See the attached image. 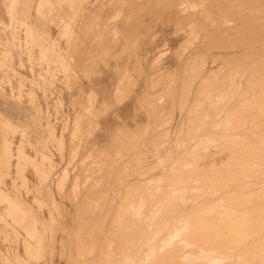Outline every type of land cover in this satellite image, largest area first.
Wrapping results in <instances>:
<instances>
[{
	"label": "rangeland",
	"instance_id": "1",
	"mask_svg": "<svg viewBox=\"0 0 264 264\" xmlns=\"http://www.w3.org/2000/svg\"><path fill=\"white\" fill-rule=\"evenodd\" d=\"M37 5L0 0V264H142V217L174 202L169 196L179 194L182 203L187 178L192 186L200 176L195 170L203 173L215 162L209 151L236 136L232 130L246 134L248 55L261 48L253 38L264 36V0ZM118 19H124L129 47L120 55L113 54L124 39ZM144 19V36H136ZM146 37L161 43L136 56ZM123 55L134 58V68L119 71L117 85L123 97L135 94L136 114L95 141L107 107L97 111L95 102L93 113L80 114L88 94L95 95L84 93L82 80ZM168 57L171 69L164 66ZM11 116L30 118L37 141L31 142L26 122L23 130ZM5 143L8 160L1 157ZM8 200L29 212L15 211Z\"/></svg>",
	"mask_w": 264,
	"mask_h": 264
},
{
	"label": "bare ground",
	"instance_id": "2",
	"mask_svg": "<svg viewBox=\"0 0 264 264\" xmlns=\"http://www.w3.org/2000/svg\"><path fill=\"white\" fill-rule=\"evenodd\" d=\"M43 2L47 0H38V5ZM46 4L48 6V3ZM195 13L197 16L198 12ZM188 15L191 16L189 13ZM253 43L261 48L248 52L249 97L245 103L247 101V108L251 112L246 117V134L237 137L235 131L230 130L233 132L232 135L236 136L227 135V138L225 136L224 140L221 139L219 142L222 145L210 148L214 150L209 152L215 153L213 155L215 162L212 159L214 163L209 165L211 169L203 168L206 169L203 173L198 171L201 169L195 170L200 174L199 177L197 172L193 173L186 169L194 174L192 177L197 176L194 179L197 184L193 185L192 182V186H189L193 178L189 180L184 172L186 176L183 178H187L189 184L185 186L183 178L181 179L186 192L182 203L176 201L179 194L169 196L170 201L172 199L174 202L164 203L159 210H153L148 217H142L140 221L142 225L138 230L142 264H264V36L253 38ZM121 85L119 83L116 90L117 98H120ZM88 95L83 107L84 113L80 114L94 112L95 95L91 93ZM84 118L87 119V115ZM75 125L71 131L75 130ZM76 131L79 130H75L73 134H78ZM59 140L62 141V138ZM2 152L3 160L5 158L8 160L7 143L3 145ZM18 154L25 160L28 158L22 148L18 150ZM204 156L207 157L208 154ZM202 163L203 167L206 164L208 166V163L204 164V161ZM66 173H63V179L67 177ZM8 206L15 208V211L20 209V213L28 211L20 201L13 200ZM27 231L31 233L29 228ZM31 248L29 243L25 244L27 254L31 253ZM17 256V261H24Z\"/></svg>",
	"mask_w": 264,
	"mask_h": 264
},
{
	"label": "crops",
	"instance_id": "3",
	"mask_svg": "<svg viewBox=\"0 0 264 264\" xmlns=\"http://www.w3.org/2000/svg\"><path fill=\"white\" fill-rule=\"evenodd\" d=\"M124 1H130V0H118V3H122ZM134 5V4H132ZM125 14V13H124ZM126 15V14H125ZM127 16V15H126ZM132 16V15H131ZM141 23H144L143 25H141L139 23V20L137 21V25L140 26L138 28H136V36H144L143 32L146 31V26L149 25V19H144L142 21H140ZM118 24H116V28L118 31L122 32V34H124L123 36V40L120 41V43L122 45L118 46L117 49L113 52L117 53V55H120V52L123 51L125 52L126 49H129V47H126V42L124 43V40L128 41V34H126V26L122 25L124 23V19H118V21L116 22ZM134 28L130 29V32H133ZM42 32V31H41ZM51 32V31H50ZM56 31L53 32L52 38L56 37ZM165 42V41H163ZM172 39H166V43H171ZM161 43V41H151L150 38L147 39L146 38H142L139 42H138V47L137 50L135 51L136 56L141 53V55L144 52L147 51H151L153 48L156 47V44ZM127 45L129 46V44L127 43ZM124 47V48H123ZM126 47V48H125ZM140 55V54H139ZM126 55H123L122 58L114 61V60H110L108 65L111 68H105V67H100L99 68V72L95 73L92 77L88 78V79H83L82 80V88L85 94L89 93V91H93L95 93V102H96V110H103L105 109V107H107L104 111L103 114H100L98 116V124L100 125L101 128V132L99 133L100 136H98V138L95 141H99L101 140V137L104 136V133L106 130L118 125V123H126L129 124V121H131L135 114H136V97L135 94H129L126 97H123L120 94V98H117L116 96V90L118 88L117 82L120 78V73L122 74V72H124L125 70H132L134 68V58H131V56L128 57H124ZM169 57L165 58L164 61V66L166 69H171L173 66L171 65L170 62H168ZM107 65V66H108ZM172 66V67H171ZM117 69L118 73L115 75L114 74V70ZM120 71V73H119ZM119 77V78H118ZM119 99V100H118ZM110 107V109H109ZM14 121H12V125H14L13 123L17 122L14 116H11ZM30 118H25L21 116L20 122H17V124L23 129L26 130L25 127V122L28 125V128H33V121L31 122L30 125V121H26L29 120ZM16 126V125H14ZM30 128L29 131V135L32 138L31 142H35L37 141V139H35V135L33 134L34 130ZM36 133L40 134V127L37 126L36 124Z\"/></svg>",
	"mask_w": 264,
	"mask_h": 264
}]
</instances>
